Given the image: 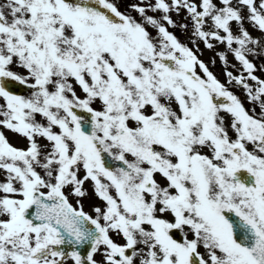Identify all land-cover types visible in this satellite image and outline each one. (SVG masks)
I'll return each mask as SVG.
<instances>
[{
	"label": "snow or ice",
	"instance_id": "1",
	"mask_svg": "<svg viewBox=\"0 0 264 264\" xmlns=\"http://www.w3.org/2000/svg\"><path fill=\"white\" fill-rule=\"evenodd\" d=\"M250 56L264 0H0V264H264Z\"/></svg>",
	"mask_w": 264,
	"mask_h": 264
},
{
	"label": "rangeland",
	"instance_id": "2",
	"mask_svg": "<svg viewBox=\"0 0 264 264\" xmlns=\"http://www.w3.org/2000/svg\"><path fill=\"white\" fill-rule=\"evenodd\" d=\"M130 2V0H124V3H128ZM123 7H124V4L122 3L121 4V8L123 10ZM135 14V13H134ZM173 19H178V17H176L175 15H173ZM245 27L248 28V30L250 31V33L254 36V37H258L260 36V32L256 29H253L251 28L247 22H245ZM170 30L174 31L175 34L184 42H187V37L185 35V33L183 31H181L179 28H176V29H172L170 28ZM191 46V45H189ZM220 47L222 48L223 45H220ZM201 48H203V45L201 44ZM212 56V53L211 52H208V51H205L204 55L201 57L202 59H204L206 62L208 61L209 57ZM229 60L232 61L233 63H236L234 60H233V57L231 55H229ZM250 59L253 60V62L259 66L261 64H264V56H256V57H249ZM211 69L214 71L215 74H217V76L219 78H221L223 80V73H222V62H220L219 60H217L216 64L215 65H210ZM256 75L258 76H262L264 77V73H261L260 71H257L256 72ZM235 92H237V94H239L241 96V99H244V93L241 89L239 88H234L233 89ZM22 94L24 95H28L29 92L26 90V87L23 86V91H22ZM251 105L248 104L246 102V107H250ZM8 135V138L10 139V141L14 144V145H17V146H23L25 141L23 140H20L17 138L16 135L12 134L11 132H8L7 133ZM85 208L86 210H88V201H85ZM67 264H72V261L69 260L67 261Z\"/></svg>",
	"mask_w": 264,
	"mask_h": 264
}]
</instances>
